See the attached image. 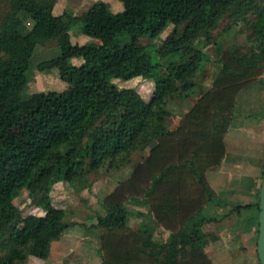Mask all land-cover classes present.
Instances as JSON below:
<instances>
[{
	"label": "trees",
	"instance_id": "obj_1",
	"mask_svg": "<svg viewBox=\"0 0 264 264\" xmlns=\"http://www.w3.org/2000/svg\"><path fill=\"white\" fill-rule=\"evenodd\" d=\"M56 1L0 0V53L16 57L0 63V96H20L33 72L57 70L63 84L24 96L27 107L0 104V264L47 257L51 235L44 232L45 221L62 224L65 217L50 206L54 184H73L101 163L122 166L127 156L141 151L144 158L100 202L103 215L94 219L101 228L100 264H212L203 252L207 238L201 210L216 195L205 172L224 156L237 96L262 83L264 0H118L122 9L116 13L97 1L78 16L53 15ZM229 11L244 25L245 43L221 50L210 87L174 128L165 129L159 114L166 101L192 92L191 78L207 56L200 41L211 43L209 28ZM168 27L169 37L178 27L180 36L175 46L161 51V56L175 53V59L159 74L136 42L150 45ZM71 30L102 46L70 44ZM120 38L126 40L123 45ZM37 46L44 52L32 68L24 57L29 59ZM136 77L152 81L148 102L112 83ZM21 191L44 216L21 217L12 203ZM257 201L258 189L255 201L243 207L251 213L254 238ZM126 205L144 208L167 237L155 242L149 228L128 227Z\"/></svg>",
	"mask_w": 264,
	"mask_h": 264
},
{
	"label": "rangeland",
	"instance_id": "obj_2",
	"mask_svg": "<svg viewBox=\"0 0 264 264\" xmlns=\"http://www.w3.org/2000/svg\"><path fill=\"white\" fill-rule=\"evenodd\" d=\"M97 1L106 3L107 8L111 13L120 12L122 9L118 0H57L53 6L52 14L58 16L62 13H66L71 16H78L85 12L92 3ZM210 12L211 9L209 8L204 10L205 15H208ZM236 18H239L238 14H235L232 11L222 14L221 17L209 28L208 35H210V39L208 41L211 43L209 45H203L202 41H200V46L203 47V51L207 56L206 59L199 64L191 78L193 83L192 92L189 93L185 99L177 100L172 97L166 101L163 111L159 114V119L163 125L170 128L178 122V119H180L189 105L192 104L203 91L210 87V84L220 67L216 60L221 50L231 45L245 43V27L240 21L236 20ZM171 30V27H168L157 40L150 44L152 46H150L144 39H139L136 42L137 45L142 47L149 60L157 65L159 74L164 72V68L168 62L175 59V53L169 56L160 55L163 48L168 44L172 43L173 46L177 44L180 36V27L175 29L171 37H169ZM161 41H163V44H161ZM69 42L70 44L77 46H102L100 40L88 38L75 30L69 31ZM125 42V39H119L121 45ZM49 47L52 48L53 45L50 44L46 49ZM43 52V47L37 46L33 50L31 57L29 59H27L28 57H24V60L30 67L34 68L36 63L40 60ZM15 58H9L4 53H0V63ZM73 61L74 64L77 63L76 60ZM46 74L41 77L40 75L38 76L36 72H33V81L28 84L24 93L20 96H0V104H12L19 108L27 107L29 104L25 99L26 96L33 93L42 94L48 90V88H51V86L53 89L58 87L60 89L62 87L63 84L58 79L57 70H50V72L47 75ZM261 80L262 83L250 86L245 91H242L237 97L236 109H238L239 115L232 120L231 126L229 127L230 131H233L238 127V124H244L240 125L241 128L239 134H237V140L233 139V133L226 132L228 133L226 137V147L228 148L227 153L229 158H232V160L236 162H230L227 164V166L231 167L233 170L226 172L223 180L228 185H231L230 189L233 190V193L237 190L246 192L245 189L251 185L255 172L257 174L255 179L258 181V185L260 183L259 180L260 175L262 174V164L264 161V72L261 75ZM112 83L119 89H133L144 102H148L152 95L153 84L150 80H143L136 77L128 81L113 80ZM44 84L47 88H45ZM36 99L37 98L34 99L30 106L35 105L34 102ZM243 133L245 135L244 138ZM144 156L145 151L134 152L126 157L127 159L125 160V163H122V169H120L121 165L101 163L97 170L85 174L84 178L78 180L77 184L74 186H68L66 183H62L63 185L54 184L52 186L49 193L50 201L55 205L54 208H62L61 210H64L65 217L62 224H55L46 220L44 224V232L46 234L51 233L52 235H55L58 232L55 229H63L65 224H71V227L75 230V232H73L81 234L84 236L83 238H85L78 240L76 242L77 246L73 244V247H71L70 250L73 255H69V258L74 259L73 257H75L76 259L79 256H87L84 264H100L99 254L98 256L91 255L95 253V245L97 247L96 251H99L98 237L101 228L94 225V219L96 216L103 215L104 211L100 202L112 191L118 182L125 179L130 174L132 169L144 158ZM63 186L69 187V189L65 187L63 188ZM239 187H242V189H239ZM60 196H62V200H58ZM31 202L32 201L26 191H21L12 201L13 205L20 211L21 217L27 215L44 216V213H42L40 209L34 208ZM220 203L224 205L223 207H225L226 210L228 208L232 209L235 206V204L231 205V203L225 199H222ZM51 207L53 208V206ZM125 207L129 214L126 221L128 227L141 230L149 228L151 231V239L155 242L162 241L164 240L163 238L167 237L166 231L157 228L154 226V223L150 221L144 208L136 205H126ZM249 214H251L250 211L246 209L245 218ZM111 223L116 224L114 222ZM254 248V244L251 242L249 247L251 262L250 260L248 261L250 264L257 263ZM54 252V244H50L47 251L48 261H53ZM30 257L31 256L27 257L23 263L29 264L33 262L36 264L37 262L42 264V262H47V258L46 260L41 261L37 260V258L31 259ZM71 263L72 262H69L67 264Z\"/></svg>",
	"mask_w": 264,
	"mask_h": 264
},
{
	"label": "crops",
	"instance_id": "obj_3",
	"mask_svg": "<svg viewBox=\"0 0 264 264\" xmlns=\"http://www.w3.org/2000/svg\"><path fill=\"white\" fill-rule=\"evenodd\" d=\"M76 61L78 63V60ZM71 63L74 64V61L71 60ZM36 74H38V76L40 75L41 77H43L41 74L37 72ZM191 105L192 104H190L189 107ZM237 115H239L238 109L236 110V116ZM177 123L178 122H176L170 128L165 125L164 127L165 129L170 130L171 128H174L177 125ZM241 124L244 125L243 123ZM241 124H238V127H236V129H234L233 131H230L229 128L227 130L228 133L229 132L233 133L232 137L234 140H237V134H239ZM228 133L225 134V138H224L225 153L220 162V165L218 167L209 169L205 172V179L209 187L215 193L216 196L212 202L207 203L201 210V216L205 218L206 220L203 226V231L206 234V238H207V243L205 247L203 248V252L207 256V258L211 261L212 264H250L251 253L249 251V247H250L251 242L252 244H254V247H255L254 224L249 219L250 214L245 218L246 209H243V207L255 201L256 190L259 188V185H258V181H256L255 179L256 178L255 176L257 175L256 172L254 174L255 176H253L252 178L251 185L245 189L246 192L237 190L235 193H233V190L230 189L231 185H228L227 183L224 182L223 177L224 175H226V172L233 170L231 169V167H228L227 164L230 162L231 163L236 162L232 160V158H229L228 153H227L228 148L226 147L227 146L226 137ZM244 136L245 135L243 133V138ZM120 169H122V166L120 167ZM77 182L78 181L74 182L73 184H70V185L67 184V185L74 186L75 184H77ZM56 184L63 185L62 183H56ZM64 187L65 186H63V188ZM65 188L69 189V187H65ZM239 189H242V187H239ZM222 199L228 200L231 203V205L235 204V206H239L240 208L234 209L233 207L232 209L228 208L226 210L225 207H223L224 205L220 203ZM58 200H62V196H60ZM50 205L53 206V208L55 206L52 203V201H50ZM36 209H39V208H36ZM54 209H57V208H54ZM61 209L62 208L58 210H61ZM61 211H63L64 213V210H61ZM41 212L44 213L42 210ZM150 221L152 220L150 219ZM58 229L59 230L55 235H52L51 233L49 234L51 235L49 246L50 244H54V249H55L53 261H48V254H47V257H46L47 262L45 263L42 262V264H46L48 262H49L48 264H67L69 262H72L71 264H78V263L84 264L87 256L85 257L79 256L76 259L75 257H73L74 259L69 258V255L70 256L73 255L72 252H70L71 247H73V244L77 246L76 242L78 240L85 239L83 238L84 236L78 233H74L75 230H73L74 228L71 227V224H65V227H63V229H60V228ZM96 250H97V247L95 245V253L91 254L92 256L94 255L98 256L99 251H96ZM30 258L33 259L34 257H30ZM46 258L41 261L46 260ZM37 260H40V259H37ZM249 260L250 262H248ZM29 264H35V263L31 262ZM36 264H39V263L36 262Z\"/></svg>",
	"mask_w": 264,
	"mask_h": 264
},
{
	"label": "water",
	"instance_id": "obj_4",
	"mask_svg": "<svg viewBox=\"0 0 264 264\" xmlns=\"http://www.w3.org/2000/svg\"><path fill=\"white\" fill-rule=\"evenodd\" d=\"M254 250L257 264H264V167L258 188L257 233Z\"/></svg>",
	"mask_w": 264,
	"mask_h": 264
}]
</instances>
